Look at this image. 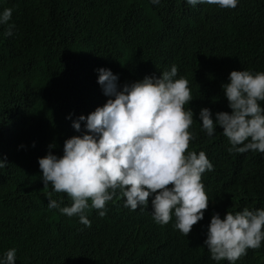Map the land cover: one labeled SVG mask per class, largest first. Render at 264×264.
<instances>
[{"label":"trees","instance_id":"obj_1","mask_svg":"<svg viewBox=\"0 0 264 264\" xmlns=\"http://www.w3.org/2000/svg\"><path fill=\"white\" fill-rule=\"evenodd\" d=\"M7 8L15 27L7 36L8 25H0V160L7 164L0 168V259L14 248L15 264H203L201 251L175 233L174 215L167 225L153 220L154 194L132 211L117 190L103 218L89 200L91 227L49 209L47 192L60 207L72 202L51 185L43 189L38 160L62 157L65 141L85 132L84 122L80 132L73 122L114 98L98 84L99 69L118 76L122 90L175 64L176 78L193 87L189 151H204L215 171L207 180L211 208L191 231L207 228L217 210L233 208L227 184L241 159L231 157L222 128L212 137L202 131L199 113L209 109L214 121L218 112L231 114L221 87L230 73L264 72V0H238L234 9L186 0H0V14ZM261 164L249 181L260 194L250 208H264ZM239 260L264 264V243Z\"/></svg>","mask_w":264,"mask_h":264},{"label":"clouds","instance_id":"obj_2","mask_svg":"<svg viewBox=\"0 0 264 264\" xmlns=\"http://www.w3.org/2000/svg\"><path fill=\"white\" fill-rule=\"evenodd\" d=\"M188 5H218L234 9L238 0H186ZM159 4L160 0H151ZM13 10L4 9L0 25L7 24L5 35L12 36L9 24ZM98 84L107 100L87 117L81 115L72 127L82 136L64 143L63 156L49 152L38 160L43 189L52 186L56 193H66L71 206L60 207L52 192H47L48 208H59L68 217L79 215L80 223L91 227L85 210L106 215V204L119 190L124 207L136 211L151 200L152 218L167 225L175 217V232L189 246L204 256L203 264H239L242 256L260 249L264 243V208H250L260 199L259 191L249 184L252 175L264 161V72L232 71L222 91L228 101V112L215 114L200 110L202 131L209 137L218 127L228 139V151L241 159L227 184V196L233 208L217 210L207 228L191 231L211 208L207 180L215 173L204 151H189L195 138L191 132L196 115L187 104L193 100V87L185 77H177L175 64L159 78L124 85L118 90V76L108 69L98 70ZM54 148L55 145L49 146ZM249 151V152H248ZM248 152L246 154H243ZM247 155L257 156L258 164ZM7 164L0 160V168ZM246 170V171H245ZM204 174V175H203ZM203 176V177H202ZM220 214H226L223 219ZM196 232V233H194ZM194 233V234H193ZM16 249L6 252L0 264H15ZM238 263H237V262Z\"/></svg>","mask_w":264,"mask_h":264}]
</instances>
